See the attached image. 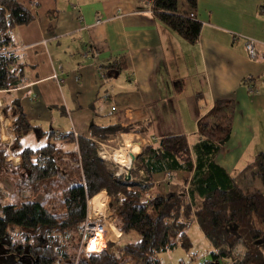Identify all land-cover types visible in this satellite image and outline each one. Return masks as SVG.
<instances>
[{"label":"crops","instance_id":"obj_1","mask_svg":"<svg viewBox=\"0 0 264 264\" xmlns=\"http://www.w3.org/2000/svg\"><path fill=\"white\" fill-rule=\"evenodd\" d=\"M17 1L34 19L11 32L8 51L24 65V82L0 91V110L9 109L13 99L20 102L28 122L39 129L22 136L34 132L43 139L34 147L66 146L58 159L77 162V138L95 140L90 125L112 123L143 130L105 141L130 136L138 140L132 141L136 152L139 143L172 134H184L191 145L199 140L198 119L216 100L231 99V133L216 162L236 175L264 151V0H197L201 27L194 43L148 11L143 0ZM234 34L256 40L255 59L248 56L244 38ZM6 160L12 166L21 161L14 152ZM187 177L182 170L156 172L151 191L176 190ZM242 184L264 190L256 174ZM114 227L118 233L108 228L105 238L118 242ZM190 227L204 236L196 222ZM203 247L201 254L211 249L206 237Z\"/></svg>","mask_w":264,"mask_h":264},{"label":"trees","instance_id":"obj_2","mask_svg":"<svg viewBox=\"0 0 264 264\" xmlns=\"http://www.w3.org/2000/svg\"><path fill=\"white\" fill-rule=\"evenodd\" d=\"M151 9L171 29L196 42L201 27L195 17L197 0H152ZM33 19L34 14L19 1L0 0V91L24 82V65L8 49L13 29ZM11 103L2 112L11 118L14 135L10 145L0 138V170L9 172L14 180L11 193L18 190L20 200H0V264H161V252L178 246L187 252L193 248L187 230L194 222L211 246L205 254L189 253L196 264H264V190L245 189L242 184L256 174L264 185V151L236 175L215 160L231 133L233 100H216L198 119L199 140L194 144L184 134L144 144L135 157L131 179L114 174L98 155L95 140L105 142L122 132L144 134L142 129L118 123L91 124L89 134L95 140L79 136L78 161L64 162L58 159L61 152L54 142L21 145L22 134L39 129L28 122L17 99ZM10 152L20 156L18 165L7 162ZM140 170L144 179L136 180ZM175 170L189 173L178 189L151 191L154 173ZM59 173L67 176L68 183L61 189L62 214L49 208L55 203L36 198L41 184ZM102 189L110 197L120 240L108 243V248L78 254L87 199Z\"/></svg>","mask_w":264,"mask_h":264},{"label":"rangeland","instance_id":"obj_3","mask_svg":"<svg viewBox=\"0 0 264 264\" xmlns=\"http://www.w3.org/2000/svg\"><path fill=\"white\" fill-rule=\"evenodd\" d=\"M1 107H2V103H0V109H1ZM13 135H14V131L12 128V124L10 125V123L7 121L5 115H3V112L0 111V138H1V141L7 145H8V143L11 144L13 141ZM130 139H131L130 136L126 137V138L121 137L119 139H114V140L110 141L109 143L107 142V144L110 145L109 150L113 151L115 149H118L120 146H123L124 140H125L126 146L129 145V143H131L132 141H138L137 139H134V138L132 139V141ZM39 140H43V139H38L37 137H35L34 132H29V133L25 134L24 136H22V138L20 139L22 145H24V146L28 145V146H33V147L37 146L40 143ZM104 143H106V142H104ZM65 148H66V146L59 147V152L65 151ZM134 148H136V147L133 146V150L135 153L136 150ZM140 149H141V147H140ZM138 151H140V150H138ZM138 151L135 154H137ZM110 154L112 156V153H110ZM134 161H135V159H134ZM134 161H133V165L130 167L131 170L130 169L128 170L129 172L130 171L134 172V169H135L134 168L135 167ZM106 162L108 164H112L113 166L119 165L112 159V157H110V160H108ZM114 169H117V167L114 166ZM121 176L124 178L123 174ZM136 180H140V178H136ZM66 181H67V176L65 174H60V173L57 174L52 179L45 180L41 184V186L39 187V190L41 191V193L36 195V198H39V200H42L43 202H45V204H47V201H50V203H55V204H53L52 207H49V208L53 212H56L58 214H62L64 211V204H63V201L61 198V189L68 186V183H66ZM11 182L14 183V180L10 179L9 172H7L6 170L5 171L0 170V200L2 203L18 202L20 200V197L17 194L18 190H16L14 195L11 193V191L13 190V184ZM30 190H32V188ZM33 190H35V189H33ZM30 199H35V197H30ZM98 201L100 202V199ZM110 206H112V205L110 204ZM113 226H116V225H112V224L109 225L108 224L106 231L108 228L112 229V232L114 233L113 235L115 236L118 233V231ZM15 227H17V226H15ZM17 229L18 228H16V230ZM187 233L190 236V238L192 239L193 248L187 252L184 248L178 246L172 250H167V251L161 252L159 254L161 264H196L197 263V260H195V259L190 260L189 253H194L196 255H200L204 249L203 246L205 244V237L195 227L194 228L189 227L187 230ZM12 236L14 238L16 237V235H14V233H12ZM125 240H128V237H127V239L124 238L121 243L125 242ZM195 240L197 241V243L195 242ZM92 241H95V240H92ZM91 242L88 245V249L93 250L92 248H94L95 246H93L91 244ZM110 242H113V241L108 239L107 243H110ZM199 244L202 245V247H198ZM106 248H108V245Z\"/></svg>","mask_w":264,"mask_h":264},{"label":"built area","instance_id":"obj_4","mask_svg":"<svg viewBox=\"0 0 264 264\" xmlns=\"http://www.w3.org/2000/svg\"><path fill=\"white\" fill-rule=\"evenodd\" d=\"M151 3H152V0H143V6L150 12H152ZM99 22L100 20L96 21V23H99ZM237 36L240 38H244L245 49H246L248 56L251 59H255L257 57L256 48H255L256 40L253 38L244 37L243 35H240V34L238 35L234 34V37H237ZM92 51L96 52V50L94 49ZM98 75L100 76L102 75V70H100L99 68H98ZM9 144L10 143H8V145ZM140 146L141 145L139 143L138 148H140ZM109 148H110L109 144L104 143V142H97L98 155L104 161H108L110 160V157H112V159L117 164H119V165H114L115 167H117V169H114V166L112 164H108L110 168L114 171V174L116 176H120L123 174L125 179H131L132 178L131 171L129 172L128 170L133 165V161L135 159L134 156L136 155L135 154L136 152L131 155L132 158L131 160L129 159L130 160L129 164L124 165L121 162L114 159V153L117 149L111 151L109 150ZM110 153H112V156ZM139 176H140L139 177L140 180L144 178L143 171L141 170L139 171ZM95 197H98L101 200V202L99 203V202L92 201ZM86 205H87V213H86V219L83 224L82 237L80 240L78 254L80 253L81 250L85 252L93 251V250L88 249V243L91 240H96V239L103 240V245L101 248H105L106 244H108L107 243L108 239L105 238L107 225L108 224L115 225V222H116V215H115V212L110 207V197L105 189L100 190L95 195L88 198Z\"/></svg>","mask_w":264,"mask_h":264},{"label":"bare ground","instance_id":"obj_5","mask_svg":"<svg viewBox=\"0 0 264 264\" xmlns=\"http://www.w3.org/2000/svg\"><path fill=\"white\" fill-rule=\"evenodd\" d=\"M132 154H134V150H133V142L129 143V145L126 146L125 142H124V145L123 146H120L114 153V159L121 162L122 164L124 165H128L129 164V161L131 160L132 158ZM130 159V160H129ZM99 198L98 197H95L92 201H95V202H99L98 201ZM101 202V200H100ZM99 202V203H100ZM101 205V204H100ZM92 241V240H91ZM90 241V242H91ZM89 242V243H90ZM88 243V245H89ZM91 244L93 246H95L93 249V251H96V250H99L101 249L102 245H103V240H100V239H96L95 241H92Z\"/></svg>","mask_w":264,"mask_h":264},{"label":"water","instance_id":"obj_6","mask_svg":"<svg viewBox=\"0 0 264 264\" xmlns=\"http://www.w3.org/2000/svg\"><path fill=\"white\" fill-rule=\"evenodd\" d=\"M134 157H136V155Z\"/></svg>","mask_w":264,"mask_h":264}]
</instances>
